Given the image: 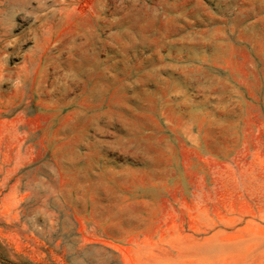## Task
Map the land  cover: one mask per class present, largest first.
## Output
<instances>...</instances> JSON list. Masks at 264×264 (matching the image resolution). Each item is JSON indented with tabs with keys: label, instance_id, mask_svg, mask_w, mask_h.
<instances>
[{
	"label": "rangeland",
	"instance_id": "374dc122",
	"mask_svg": "<svg viewBox=\"0 0 264 264\" xmlns=\"http://www.w3.org/2000/svg\"><path fill=\"white\" fill-rule=\"evenodd\" d=\"M0 256L264 264V0H0Z\"/></svg>",
	"mask_w": 264,
	"mask_h": 264
},
{
	"label": "trees",
	"instance_id": "16d2710c",
	"mask_svg": "<svg viewBox=\"0 0 264 264\" xmlns=\"http://www.w3.org/2000/svg\"><path fill=\"white\" fill-rule=\"evenodd\" d=\"M0 263L1 264H33L32 262H29V261H13L10 259L1 258V256H0ZM67 263L71 264L70 262H67ZM50 264H56V263L51 262ZM119 264L121 263L119 262Z\"/></svg>",
	"mask_w": 264,
	"mask_h": 264
}]
</instances>
